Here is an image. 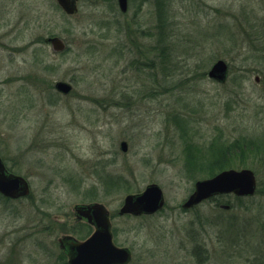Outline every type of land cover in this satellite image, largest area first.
I'll list each match as a JSON object with an SVG mask.
<instances>
[{
  "label": "rangeland",
  "instance_id": "rangeland-1",
  "mask_svg": "<svg viewBox=\"0 0 264 264\" xmlns=\"http://www.w3.org/2000/svg\"><path fill=\"white\" fill-rule=\"evenodd\" d=\"M78 8L67 16L56 0H0V156L31 187L27 198H0V264H66L58 240L82 229L74 208L91 202L109 210L130 264H264V158L231 168L255 173L253 197L182 208L212 170L191 164L188 145L264 144V0ZM54 36L61 53L45 42ZM220 59L224 84L208 77ZM60 81L70 94L56 90ZM149 184L164 208L120 215L125 197Z\"/></svg>",
  "mask_w": 264,
  "mask_h": 264
},
{
  "label": "water",
  "instance_id": "water-1",
  "mask_svg": "<svg viewBox=\"0 0 264 264\" xmlns=\"http://www.w3.org/2000/svg\"><path fill=\"white\" fill-rule=\"evenodd\" d=\"M58 6L67 16L78 13V0H56ZM122 13L128 11L129 0H117ZM53 51L61 53L66 49L65 42L59 37H49L45 40ZM229 73L228 64L224 60H217L208 72V77L221 84L227 82ZM259 78H256V82ZM56 90L68 95L73 86L68 82H57ZM122 152L128 151L125 141L120 143ZM257 179L250 169H227L213 177L199 180L194 185L192 194L182 208L193 209L204 201L223 195L236 197H253L257 192ZM31 193L28 180L18 174L10 172L0 156V195L11 199L26 198ZM165 206V197L157 184H149L137 194L127 195L120 209V215L152 216L160 212ZM223 209L230 206L223 205ZM79 217L85 218L95 228L93 234L84 241H78L71 236L61 237L58 242L62 251L68 256V264H130L132 251L127 247H119L114 242L112 222L109 210L104 204L92 202L78 204L74 208Z\"/></svg>",
  "mask_w": 264,
  "mask_h": 264
},
{
  "label": "trees",
  "instance_id": "trees-1",
  "mask_svg": "<svg viewBox=\"0 0 264 264\" xmlns=\"http://www.w3.org/2000/svg\"><path fill=\"white\" fill-rule=\"evenodd\" d=\"M187 150L189 151V159L191 160V164L193 163V166L203 165L204 163L209 164L212 168L211 171H208V176L210 177L224 170L236 167L237 162H240L241 160L243 161V159L247 158V156L264 158V144H259L256 140L252 141L249 139H241L230 142L217 141L216 139L214 147H212L211 151L208 153L206 151H202L201 149L194 148L191 145L187 146ZM205 153L208 154V157H205ZM211 168H209V170ZM0 198L3 197L0 195ZM68 231L72 232L74 230L70 228ZM61 258L65 260L63 254L61 255Z\"/></svg>",
  "mask_w": 264,
  "mask_h": 264
},
{
  "label": "flooded vegetation",
  "instance_id": "flooded-vegetation-1",
  "mask_svg": "<svg viewBox=\"0 0 264 264\" xmlns=\"http://www.w3.org/2000/svg\"><path fill=\"white\" fill-rule=\"evenodd\" d=\"M72 85V84H71ZM8 168V167H7ZM8 170L10 171V172H13L12 170H10L9 168H8ZM14 173V172H13ZM223 196H228V195H223ZM217 197H220V196H215V197H212V198H210V199H208V200H213V199H217ZM27 198V197H26ZM8 199V198H7ZM11 200V199H10ZM16 200H18V199H16ZM92 203V202H91ZM199 206V205H198ZM197 207V206H196ZM111 215V214H110ZM75 218H76V223L79 225V224H81V223H83L82 225H83V227H82V229L81 230H78L77 228H76V226L74 227V231H70V232H66V234H64L62 237H64V236H71V237H73L74 239H76V240H78V241H84V240H86L88 237H90L92 234H93V232H94V230H95V228H94V226L92 225V224H90L85 218H83V217H79V215L75 212ZM112 232H113V229H112ZM113 236H114V233H113ZM58 245H59V242H58ZM59 248H60V246H59ZM60 250H61V248H60ZM61 252H62V254H63V256H64V258H65V260H66V264H68V256H67V254H65V252L64 251H62L61 250Z\"/></svg>",
  "mask_w": 264,
  "mask_h": 264
}]
</instances>
